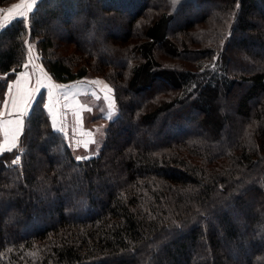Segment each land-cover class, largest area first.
<instances>
[{
  "label": "trees",
  "instance_id": "16d2710c",
  "mask_svg": "<svg viewBox=\"0 0 264 264\" xmlns=\"http://www.w3.org/2000/svg\"><path fill=\"white\" fill-rule=\"evenodd\" d=\"M28 17L0 30V107L31 43L57 81L106 79L119 113L78 160L38 96L0 154L21 206L6 234L0 213V264H264V0H39Z\"/></svg>",
  "mask_w": 264,
  "mask_h": 264
},
{
  "label": "crops",
  "instance_id": "0c3cea01",
  "mask_svg": "<svg viewBox=\"0 0 264 264\" xmlns=\"http://www.w3.org/2000/svg\"><path fill=\"white\" fill-rule=\"evenodd\" d=\"M28 2L29 0H15L0 7V22L7 25L11 16L22 10L27 12ZM14 5L20 7L14 8ZM35 6L36 4L33 8ZM26 63L28 67H23L20 72L28 75H16L9 81L11 90L7 87L5 100L0 107V154L12 148L13 137L16 146L18 145L26 118L35 100L44 93V108L52 126H55L53 128L60 129L70 146L73 150H78L81 157L96 155L103 146L110 121L119 113L111 84L93 73L69 82L55 80L31 43H28ZM14 81L17 82L13 83ZM109 104L115 106L111 118H107L106 109Z\"/></svg>",
  "mask_w": 264,
  "mask_h": 264
},
{
  "label": "rangeland",
  "instance_id": "374dc122",
  "mask_svg": "<svg viewBox=\"0 0 264 264\" xmlns=\"http://www.w3.org/2000/svg\"><path fill=\"white\" fill-rule=\"evenodd\" d=\"M52 24L55 27L61 26V24L58 20H55ZM78 27H79V25L76 24L75 22H73L70 26L71 29H78ZM63 32H65V31H63ZM246 33L247 32L241 33L240 36L246 35ZM74 151L78 157H81L80 156L81 154L78 150L75 149ZM14 160H15V158H14ZM56 161H60V160H58V158H57ZM17 163H20V160ZM6 191H7L6 187H0V213H1V217L4 221V226H3L4 234H6L8 232V230H10V228L15 227V225H13L14 223L19 222V218L17 217L18 215L16 213L19 212V209L21 207L20 201H16L17 202V206H16L15 205L16 202L13 201L14 198L11 199V197L10 198L7 197ZM69 195H72V193H70ZM68 199H72V197H70ZM21 214H22V212H21ZM42 224H45V222L39 221L37 219H34V220L30 221L29 223L28 222L26 223V221L24 220V221H22V223L20 224L18 229H19L20 233L29 232V231H31L30 228L32 226L38 227V226H41Z\"/></svg>",
  "mask_w": 264,
  "mask_h": 264
},
{
  "label": "snow or ice",
  "instance_id": "6c2138e0",
  "mask_svg": "<svg viewBox=\"0 0 264 264\" xmlns=\"http://www.w3.org/2000/svg\"><path fill=\"white\" fill-rule=\"evenodd\" d=\"M38 2V0H29L28 2V7H27V12L25 11H20L17 15H14V16H11V18L9 19L8 23L10 24L12 21L14 20H19L21 23H25L27 24V21H28V14L30 13H34V8H33V5L36 4ZM175 2V0H174ZM14 8H18L20 7L19 5H14L13 6ZM0 11H2V9H0ZM11 11V10H9ZM6 25L3 23V22H0V29H3ZM29 55H31V53L29 52ZM28 67V64H24V68H27ZM12 73H9L8 75H11ZM18 77L19 76H27L28 74L26 72H19L18 74ZM7 77H5L6 79ZM17 81H14L13 83H15ZM11 87L12 85L11 84H8V88L9 90H11ZM5 104H6V101H5ZM88 111H90L91 109H87ZM106 111L108 112V117L107 118H111V115L113 113V111H115V106L114 104H109L107 105V109ZM53 127H55L53 125ZM57 131H60V129H56ZM95 141H93L94 143ZM16 147V143H15V137H13V143H12V148H15ZM12 148H9L7 149L8 151H11ZM88 157H76V159L80 160V159H87ZM19 161V157L16 158V160L13 161V163H17Z\"/></svg>",
  "mask_w": 264,
  "mask_h": 264
},
{
  "label": "built area",
  "instance_id": "2783aa9c",
  "mask_svg": "<svg viewBox=\"0 0 264 264\" xmlns=\"http://www.w3.org/2000/svg\"><path fill=\"white\" fill-rule=\"evenodd\" d=\"M17 157H19V155H17V156L15 157V160H16ZM19 160H20V157H19Z\"/></svg>",
  "mask_w": 264,
  "mask_h": 264
}]
</instances>
